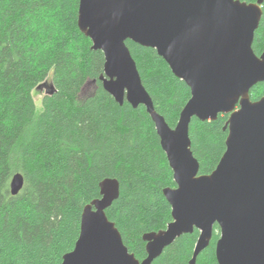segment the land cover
<instances>
[{
	"label": "trees",
	"instance_id": "obj_1",
	"mask_svg": "<svg viewBox=\"0 0 264 264\" xmlns=\"http://www.w3.org/2000/svg\"><path fill=\"white\" fill-rule=\"evenodd\" d=\"M79 2L0 0V264H62L75 249L85 207L101 198L105 180L120 186L106 214L140 262L147 258L144 235L173 221L163 191L176 184L155 125L144 106H120L104 90L105 57L78 27ZM126 43L156 111L176 128L190 88L155 50ZM253 49L264 53V5ZM43 85L53 94L38 91ZM250 96L263 98L264 83ZM228 118L192 119L200 175H210L226 151ZM18 174L24 185L14 196ZM198 238L197 230L181 236L153 264H189ZM219 238L216 225L197 264H218Z\"/></svg>",
	"mask_w": 264,
	"mask_h": 264
},
{
	"label": "water",
	"instance_id": "obj_2",
	"mask_svg": "<svg viewBox=\"0 0 264 264\" xmlns=\"http://www.w3.org/2000/svg\"><path fill=\"white\" fill-rule=\"evenodd\" d=\"M264 0H80L78 27L105 57L100 82L120 105L144 106L173 171L175 188L163 191L173 221L166 230L144 235L147 258L140 262L125 246L106 211L119 198L116 180L101 183V198L85 207L75 249L62 264H153L183 235L199 231L189 264L220 229L218 264H264V97L250 92L264 83V53L253 49ZM131 41L153 49L191 90V98L172 129L155 109L137 64ZM53 94L43 85L38 91ZM229 116L226 151L210 175H200L191 150L193 118L215 122ZM24 185L11 183L12 195Z\"/></svg>",
	"mask_w": 264,
	"mask_h": 264
},
{
	"label": "rangeland",
	"instance_id": "obj_3",
	"mask_svg": "<svg viewBox=\"0 0 264 264\" xmlns=\"http://www.w3.org/2000/svg\"><path fill=\"white\" fill-rule=\"evenodd\" d=\"M90 88L89 89H91V86H89ZM42 95H43V93L41 94H35V96H34V98H35V101H36V104L37 105H39L40 104V101H41V99H42Z\"/></svg>",
	"mask_w": 264,
	"mask_h": 264
}]
</instances>
